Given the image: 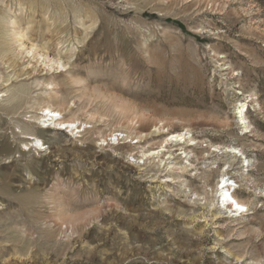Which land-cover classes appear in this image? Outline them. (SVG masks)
<instances>
[{
	"label": "rangeland",
	"instance_id": "374dc122",
	"mask_svg": "<svg viewBox=\"0 0 264 264\" xmlns=\"http://www.w3.org/2000/svg\"><path fill=\"white\" fill-rule=\"evenodd\" d=\"M12 27L65 68L20 54L6 40ZM0 58V264H264V0H0ZM51 79L64 117L89 127L71 134L37 121L43 145L25 149L17 125L41 113L29 107L44 91L35 80ZM22 85L31 94L7 115ZM236 101L246 103V131ZM158 123L202 142L196 169L182 175L188 197L165 188L167 171L152 181L129 156L160 136L99 140ZM209 144L245 158L231 187L250 202L238 219L192 203Z\"/></svg>",
	"mask_w": 264,
	"mask_h": 264
},
{
	"label": "bare ground",
	"instance_id": "6f19581e",
	"mask_svg": "<svg viewBox=\"0 0 264 264\" xmlns=\"http://www.w3.org/2000/svg\"><path fill=\"white\" fill-rule=\"evenodd\" d=\"M22 36L23 35L19 30H17L15 27H12L10 29V33L8 34V39L6 40H8V42L11 41L14 44L18 43L17 46H21V49L19 48L20 50L18 51L20 54L25 52L28 54L32 53L33 56H43L45 63H47L49 66L47 69L49 71L54 67V65H56L55 68H65L66 63L61 61L60 58H49L46 53L38 54L39 50L34 49L35 44L31 43L28 47H25L24 43L22 44ZM33 84L35 86L41 85L44 87V91L40 95V99H35L32 105L29 106L33 107V104H37V110H40L41 113H32L29 115V120L20 122V125H17V128H19L18 133H20L22 136L20 142L25 146V149L30 148L33 145H36V148L37 146L41 147V145H43V142L38 134L39 131L37 130H42V128L45 126H52L56 130H64L66 132H70L71 134H73L75 131L77 133L86 131V128L89 127L86 125V121H80L78 124V116H70L68 118L64 117L65 115L63 114V111L65 108L62 106L65 105H63V99L60 100V94L58 95L57 92L53 90L57 84L53 79L47 82H39L38 80H35V83ZM50 85L51 87L49 89L48 86ZM30 90V85H22L16 89V91L10 97L12 103L5 109L7 115L16 114L18 112V109L21 108L26 97L30 96ZM232 107L234 110H237L235 112V114H238V116H236V118L238 117V121L236 123L240 124L241 127L246 131V129L249 127L244 114L246 103L242 101H236L232 104ZM37 121L41 125L38 126L36 130L33 128V126ZM81 125L84 126L83 129L80 128ZM122 129L126 131L125 138L130 140L136 139L138 143L146 142V139L160 136V139L155 142L156 146L152 147V149H150L149 146H151L153 143L147 140L148 144L146 146H144V144H142V147L137 145V151L131 150L129 156L133 157L137 166H143L141 169L145 171V175L151 173L148 176L151 177L152 181L159 180L160 177L163 176L161 175L162 172L167 171L169 173V178L161 180V182L165 185V188L170 190L166 183H176L179 185L182 196L188 197L190 187L187 185V179L183 178L182 175L191 171L192 169H196L195 165L191 161V157L197 159V154H195L192 149L193 147L200 148L202 142L192 136L189 129L179 132H168V128L165 127L163 123L155 124L149 132L145 133L136 131L134 129L132 130V128L128 129V127ZM116 131L117 129L112 130L111 133L101 136L99 140H101L102 143H106L108 135L110 136L115 134ZM117 140L119 141V138H117ZM203 152L204 150L202 151V157L204 158L202 162L204 163V167L202 168H204V171L209 172V174L202 172L200 173L204 175L202 177L204 182L201 185V193L194 192L193 195H195V197L193 198L192 203L194 205L200 206V209L203 207L207 208L208 213H210L214 219L227 212H229V217H237L236 219H238L245 214L244 211L249 209L248 204L250 202L245 199L241 200L239 197L230 192V180H233V182L237 183L238 186L240 185L235 179L237 177L241 178L244 174L243 167L246 166V163L244 164L245 158L242 157V153L238 150V148L234 146L209 144L206 152ZM223 157L224 162L228 163V166L224 170L220 171V178L216 180L214 186L210 189H207V183H205V181L209 180L211 171L214 168H217L218 163H220L219 161ZM152 170L153 172H151ZM195 176H198V174ZM234 177L236 178L234 179ZM199 195H202V197H199ZM196 209L198 210V208L191 207L190 210L192 211V215H195L194 211ZM69 225H73V223L69 222ZM236 259H239V257H236Z\"/></svg>",
	"mask_w": 264,
	"mask_h": 264
},
{
	"label": "built area",
	"instance_id": "2783aa9c",
	"mask_svg": "<svg viewBox=\"0 0 264 264\" xmlns=\"http://www.w3.org/2000/svg\"><path fill=\"white\" fill-rule=\"evenodd\" d=\"M117 138H119V141L117 140ZM121 138H124L125 141L121 140ZM113 142V143H129V144H138V141H136L135 139L133 140H129L127 138H125V134L122 133L121 131H116L115 134L111 135V138H108V140L106 141L105 145H107L108 143Z\"/></svg>",
	"mask_w": 264,
	"mask_h": 264
}]
</instances>
